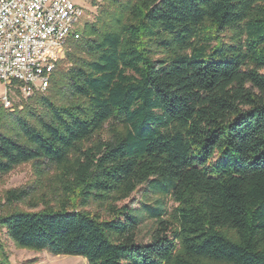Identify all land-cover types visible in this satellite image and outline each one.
I'll return each mask as SVG.
<instances>
[{"label":"trees","instance_id":"16d2710c","mask_svg":"<svg viewBox=\"0 0 264 264\" xmlns=\"http://www.w3.org/2000/svg\"><path fill=\"white\" fill-rule=\"evenodd\" d=\"M24 163L0 203L17 248L264 264V0H102L45 91L0 101V176ZM140 185L145 216L122 203Z\"/></svg>","mask_w":264,"mask_h":264},{"label":"built area","instance_id":"2783aa9c","mask_svg":"<svg viewBox=\"0 0 264 264\" xmlns=\"http://www.w3.org/2000/svg\"><path fill=\"white\" fill-rule=\"evenodd\" d=\"M84 8L75 0H0V101L12 107L8 90L19 83L23 97L45 91L68 39L79 36ZM16 87V85H13Z\"/></svg>","mask_w":264,"mask_h":264},{"label":"rangeland","instance_id":"374dc122","mask_svg":"<svg viewBox=\"0 0 264 264\" xmlns=\"http://www.w3.org/2000/svg\"><path fill=\"white\" fill-rule=\"evenodd\" d=\"M75 1L84 8V14L77 27V31L79 32L85 21L95 19L98 11V5L102 0ZM64 51L66 52V46ZM65 52L62 59L65 58ZM6 92V85L0 82V99L6 95ZM20 95L23 97L22 94ZM20 95L16 93L15 86H12L11 89L8 90V96L11 99L12 105L20 100ZM33 179L34 175L31 163L21 164L8 174L0 176V203H3L4 201L3 194L6 189L24 186L32 182ZM154 199L155 195L148 193L145 185H140L131 194V196L122 203H126L139 210L141 214L145 216L146 212L142 209L143 204L154 205ZM168 204L171 205V202L168 201ZM13 206H17L25 210H39L42 207V205H40L36 208H30L22 203H16ZM86 209L93 211L95 208L93 206H89ZM149 223L150 221L147 218L141 222V236L147 235V227ZM0 264H87V260L84 257L77 255H54L46 250L33 251L17 248L11 239L6 235L4 229L0 228Z\"/></svg>","mask_w":264,"mask_h":264}]
</instances>
